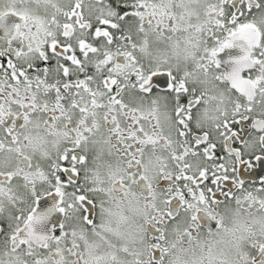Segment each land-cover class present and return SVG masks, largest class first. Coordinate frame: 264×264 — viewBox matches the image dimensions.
I'll return each instance as SVG.
<instances>
[{"label": "snow or ice", "instance_id": "snow-or-ice-1", "mask_svg": "<svg viewBox=\"0 0 264 264\" xmlns=\"http://www.w3.org/2000/svg\"><path fill=\"white\" fill-rule=\"evenodd\" d=\"M3 2L0 0V3ZM18 2L23 0H7L8 7L0 8V58L9 57L7 67L0 63V133L3 134L0 150H3L5 139L10 144H20L22 134L30 126H33L35 136H23L29 144L42 147L46 137L62 136L69 146L59 152L55 162L47 159L46 151L42 152L41 163L35 165L29 156L16 148L24 167H18L15 172L0 169V224L4 225L0 227V236H5L11 245L9 264L11 253L20 250L31 259L32 264H85L74 225L77 220L86 226L95 225L92 216L84 213L93 212L96 207L90 192L104 191L95 187L85 188L81 183L87 163L82 145L87 144L100 129V124L94 119L97 112H103L104 124L110 125L109 136L119 138L127 156L126 165L115 174L112 191L126 197L133 189L144 186L146 192L142 195L150 201L155 197L156 190L147 174L145 147L169 148L170 142L156 132L149 134L145 131L141 125L143 114L137 116L135 107L128 109V103H134L135 97L125 102L121 100L123 91L131 87L137 90V94L157 95L158 99L165 100L172 107L177 123L185 129L190 127L187 121L193 117V104H199L200 100L188 98L191 72L180 75L154 70L146 74L145 67L137 58V50L145 53L149 42L147 39L134 41L126 31L130 21L138 22L141 33L146 25L153 27L165 40L173 38L178 31L175 16L165 10L157 12L149 0H117L116 4H108L105 16L95 24L99 26L85 20L81 0H77L74 9L63 14L61 38L53 40L43 49L34 45V36L28 30L31 17L26 10L16 7ZM32 2L38 4L40 0ZM219 4L220 7L211 9L219 27L227 31V23L231 21L233 27L239 23V32L253 29L257 34L255 43L251 44L253 51L241 59H233L230 66L235 67H231L230 74L223 77L247 98V105L237 103L236 114H240L241 109L248 113L257 100L264 104V17L247 22H241V18L246 12L251 15L264 7V0H239L238 5L237 0H232L231 9L234 11L229 8V0H219ZM236 35V32L231 33L232 37ZM212 40L214 36L209 37L210 44ZM215 43L219 47L211 48L210 62L219 69L223 67L220 54L231 49L232 43ZM33 53L38 57L37 62L18 63L20 58ZM53 60L54 64L41 67L40 62ZM126 71L128 74L122 76ZM257 90L259 96L254 97L253 93ZM84 95L87 96L86 103ZM121 112L129 120L123 127L118 115ZM243 122H247L244 124V135L233 131L234 125ZM220 127L223 132L219 131ZM217 131L223 141L225 157L229 158L227 160L224 157L222 162H217V143L208 134L194 138L195 151L188 147L180 153L172 150V158L177 162L176 173L162 172V181L167 184L160 182L158 185L164 198V208L158 209L151 217L153 254L149 264H163L162 256L167 249L160 242L165 240L169 224H176L183 217L190 220L180 238V242L184 243L190 242L194 230L201 227L199 222L203 215L218 222L211 205H219L220 200L213 189L204 184L209 180V173L216 191H220L221 184L229 180L230 173L234 177V188L230 187L221 195L233 197L237 204L244 203L246 208L249 203H256L257 198L251 191L244 195L243 202L233 193H242L247 189L241 170H253L254 161L264 165V156H249L242 146L233 147V143L239 140L244 145L254 133L264 132V120L242 117L230 124L225 121ZM259 141L264 144V135H259ZM201 145L204 147L198 151ZM189 155L201 156L209 162L208 166L201 164L197 172L191 174L193 165L186 159ZM255 191L264 193V187L255 188ZM22 195H27L31 202L26 211ZM5 200L10 209L7 216ZM16 204H19L18 208L13 207ZM258 206L264 207V200H260ZM253 247L260 252L253 264H264V245L254 244ZM3 256L4 252L0 251V264H5Z\"/></svg>", "mask_w": 264, "mask_h": 264}, {"label": "clouds", "instance_id": "clouds-1", "mask_svg": "<svg viewBox=\"0 0 264 264\" xmlns=\"http://www.w3.org/2000/svg\"><path fill=\"white\" fill-rule=\"evenodd\" d=\"M76 3L77 0H40L37 4L32 0H23L18 2L16 7L29 13L31 18L28 30L34 36V45L43 49L53 40L61 38L63 14L71 12ZM149 3L154 4L157 12L165 10L173 14L178 31L174 33L173 38L165 40L153 27L146 25L144 32L141 33L138 22L130 21V27L126 31L133 36L134 41L142 42L147 39L149 42L145 53L137 50L135 53L137 58L145 67L146 74L154 70L172 71L180 75L191 72L192 75L188 79L191 91L188 98L200 100V103L193 104V117L187 121L190 127L185 129L177 123L172 107L165 100L158 99L157 95L137 94V90L131 87L124 89L121 100L128 102L130 98L135 97L134 103H128V109L135 107L137 116L143 114L141 125L145 131L149 134L156 132L167 137L170 142L169 148L163 146L154 148L152 145L145 147L147 174L156 190L155 197L150 201H146L142 195L146 192L144 186H141L142 191L133 189L126 197L112 191L115 174L126 165L127 156L119 138L109 136L110 125L104 124L103 112H97L94 119L100 124V129L87 144L82 145L87 163L81 183L85 188L95 187L104 191L90 192L96 203L93 210L95 225L86 226L79 220L74 225L78 243L83 249L85 264H149L153 246L150 241L145 240V236L150 232L151 217L158 209L164 208V198L158 189L163 179L162 172L176 173L177 162L172 158V150L180 153L183 148L188 147L195 151L194 138L204 134H208L213 142L222 145L223 141L217 129L225 121L230 124L234 119L239 120L242 117L264 120V104L259 100L252 105L251 112L245 113L241 109L240 114H236L237 103L247 105V98L231 87L230 80L223 79L226 74H230L231 67L235 65L229 66L230 70L226 72L224 67L218 69L210 62L211 48L219 47L217 43L209 44L210 36H214V41L220 43L230 41L232 48L228 50H238L236 59H241L253 51L251 44L257 39L255 30L239 32V23L233 27L231 21L227 23V31L219 27L216 24L217 17L211 15L213 7L221 6L219 0H149ZM229 6H232V0H229ZM7 7V0L0 3V8ZM107 7V0H81L85 20L94 25L98 19L105 16ZM261 17H264V7L255 10L251 15L246 12L241 22H247L249 19L259 20ZM233 32L237 33L235 37L231 36ZM154 44H163L165 47L157 49L153 47ZM29 61L35 63L38 57L33 53L20 58L18 63L24 64ZM127 74L126 71L122 76ZM253 94L254 97H258L259 91ZM84 102H87L86 95ZM118 115L122 127L129 123L122 112ZM219 131L223 132V128L220 127ZM181 132L185 135H180ZM2 135L0 133V137ZM25 135L35 136L33 126L24 131L18 145L4 140L3 150H0V169L15 172L18 167H24L22 157L16 152V148H20L25 156H29L35 165L41 163L42 152L46 151L47 159L55 162L59 152L69 146L62 136L46 137V142L40 147L35 143L29 144L23 139ZM259 135H264V132L254 133L252 138L242 145L247 155L264 156V144L260 143ZM9 148L12 150L9 151ZM186 159L193 165L191 174L197 172L199 165L209 164L201 156L189 155ZM46 162L47 160L44 161ZM13 187L16 188V185ZM249 191L257 201L255 204L249 203L247 208L244 203L237 204L233 197L227 202L220 200L219 205L212 204L211 211L218 222L203 215L199 222L201 227L194 230L195 234L190 242H180L186 224L190 223L187 217L172 225L173 239L161 245L167 249L162 256L163 264H253L257 261L260 252L254 249L253 245H264V207L258 206L259 201L264 200V193L256 192L249 187L239 195L234 191L233 195L239 196L243 202L244 195ZM21 199L24 201L26 211L31 207V202L27 195H22ZM13 207L18 208L19 204ZM5 210L6 216L9 215L7 200ZM213 222H216L215 228L211 227ZM168 228L169 226L166 230ZM10 247V242L5 236H0V251L4 252L5 264H9ZM11 264H32V261L25 256L23 250H20L11 253Z\"/></svg>", "mask_w": 264, "mask_h": 264}, {"label": "flooded vegetation", "instance_id": "flooded-vegetation-1", "mask_svg": "<svg viewBox=\"0 0 264 264\" xmlns=\"http://www.w3.org/2000/svg\"><path fill=\"white\" fill-rule=\"evenodd\" d=\"M107 2H108V4H116L117 0H107ZM119 6L123 7V4H120ZM229 8L231 9V6H229ZM128 10L131 11V9H128ZM231 10L234 11V9H231ZM241 19H243V17ZM95 26H99V25H95ZM117 35H119V33H117ZM211 43L214 45L215 41L212 40ZM153 47L157 48V49H163L165 47V45H163V44H154ZM238 54H239L238 50H226L224 53L220 54V59L222 61V66L225 68L226 71L230 70L229 69L230 62L233 59H235ZM49 55H51L50 50H49ZM8 59H9V57H7V56H5L3 58H0V63L4 64V66L7 67V63L6 62H7ZM54 63H55L54 60L50 61V62H40L41 67H46V66H49V64H54ZM32 71L34 72V70H32ZM244 124H247V122H243L241 125H234L233 126V131L238 132L240 135H244V131H245ZM249 127H250V125H249ZM192 131L196 132L195 129H192ZM242 143H243V141L236 140L233 143V147H238L239 148V147L242 146ZM203 147H204V145H201L199 147V149H197V150L198 151H202ZM215 153H216V156H217V162H222L223 158L226 156V151L223 149L221 144L217 143V147H216ZM245 158H248V157H245ZM65 163L66 162H62V164H65ZM241 175H242V178L246 180V183H245V187L246 188L251 187V189H255V188L264 187V165L257 164L254 161V169L253 170H241ZM233 178L234 177L230 173L229 174V180L224 181L221 184L220 191H216V186L211 183V173H209V180L205 181L204 184H206L208 187H211L213 189V191L216 193V198L217 199L227 202V201H229L231 199V197L221 195V192H228L230 187L234 188V186H232V179ZM161 184L162 185H166L167 182L161 181ZM181 184H183V181H181ZM203 186L204 185H202V187ZM135 190L139 192V191H142L143 189L140 186L138 189H135ZM237 194L239 195V192ZM209 195H211V194H209ZM94 203H95V201H94ZM48 206H50V202L48 203ZM84 214L85 215H90V216H92V218H94L93 212H85ZM140 222L142 223V221H140ZM214 223L215 222H213L211 224L212 228L215 227ZM174 224L175 223L169 224V228L165 232V240L160 242L161 245H164L166 243V241H170V240L173 239V235L171 233V226L174 225ZM0 227H4V225L0 224ZM149 227H151V226H149ZM145 240L150 241V243L153 242L150 232L145 236ZM142 259H143V257H142ZM166 259H167V257H165V260Z\"/></svg>", "mask_w": 264, "mask_h": 264}]
</instances>
